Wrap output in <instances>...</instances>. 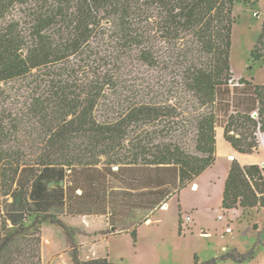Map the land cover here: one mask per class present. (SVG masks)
<instances>
[{
	"label": "trees",
	"instance_id": "16d2710c",
	"mask_svg": "<svg viewBox=\"0 0 264 264\" xmlns=\"http://www.w3.org/2000/svg\"><path fill=\"white\" fill-rule=\"evenodd\" d=\"M236 2L0 0V264H44L47 223L62 229L71 264H112L111 234L136 243L139 226L215 164L219 126L236 150L259 149L264 83L236 82L230 62ZM251 60L264 61V21ZM141 67L165 76L137 82ZM18 81L31 99L13 113L3 89ZM222 207L264 209V167L233 160ZM84 218L108 227L85 257L72 225Z\"/></svg>",
	"mask_w": 264,
	"mask_h": 264
},
{
	"label": "rangeland",
	"instance_id": "374dc122",
	"mask_svg": "<svg viewBox=\"0 0 264 264\" xmlns=\"http://www.w3.org/2000/svg\"><path fill=\"white\" fill-rule=\"evenodd\" d=\"M234 13L236 22L233 26L230 62L235 81L241 77H254L256 82H263L264 64H254L251 51L264 21V0H237ZM134 75L137 82L146 80L153 87L158 85L160 77L165 76L160 68L143 67L137 68ZM3 90L7 99L5 105L9 110L18 113L27 108L31 99V85L18 81L5 86ZM162 134L159 139L170 138L167 133ZM191 144L194 143L191 141ZM220 166L212 165L194 180L199 182L200 187L189 184L169 197L165 207L152 214L149 222L139 226L136 243L130 232L115 234L107 239L106 249L112 264H213L214 258L235 248L247 252L252 247H255L256 252L249 260L238 262L218 259L214 264H264V246L256 244L257 237L264 241V213L259 217L262 220L259 223L261 229L254 231L256 236L249 231L255 222L252 216L249 217L239 208L223 209L226 178L224 181L219 179ZM148 213L142 212V215ZM188 215L190 220L187 219ZM220 215L224 218H220ZM72 225L77 230L75 240L81 244L82 256L100 249L108 228L104 220L103 223H93L84 218ZM228 226L232 227V232L226 231ZM43 234L44 264H71L62 229L47 223Z\"/></svg>",
	"mask_w": 264,
	"mask_h": 264
},
{
	"label": "crops",
	"instance_id": "0c3cea01",
	"mask_svg": "<svg viewBox=\"0 0 264 264\" xmlns=\"http://www.w3.org/2000/svg\"><path fill=\"white\" fill-rule=\"evenodd\" d=\"M256 63L264 64V61L256 62ZM256 63H254V64H256ZM252 79L254 80V77ZM259 83H264V81L259 82ZM258 138H259V143H260L259 149L255 152H252V153H243V152L236 150L232 146V144L226 140V138L224 136V128L223 127L219 126L217 128V160H216L214 165H221L220 166L221 168L218 169V171L220 170L219 171V179H221V181L222 180L224 181L225 178L227 180V177H228L230 169H231L232 162L235 159L238 160L241 165L259 164L261 167H264V132H259ZM225 184H226V181H225ZM190 185L194 186V187L195 186L200 187V184L198 181H194ZM224 189H225V186H224ZM164 205L166 206L167 203H165ZM240 209H242V211L245 214H248L249 217L252 216L255 219V222L252 225V228H249V231H252L253 234L257 236V234H255L254 231H259V229H261V225H259V223L262 220H260L259 217L262 213H264V209L263 208H261V209H258V208L245 209V208L239 207V210ZM151 215L146 222H149ZM255 224L258 225L257 228H254ZM112 229H115V226H113ZM112 236H113V234H111L107 239H110V237H112ZM257 239H258V237H257ZM258 246H260V245H258Z\"/></svg>",
	"mask_w": 264,
	"mask_h": 264
},
{
	"label": "built area",
	"instance_id": "2783aa9c",
	"mask_svg": "<svg viewBox=\"0 0 264 264\" xmlns=\"http://www.w3.org/2000/svg\"><path fill=\"white\" fill-rule=\"evenodd\" d=\"M220 218H224V216H223V215H220ZM187 219H188V220H190V219H191V217L188 215V216H187ZM226 231H227V232H232V231H233V229H232V227H231V226H228V227L226 228Z\"/></svg>",
	"mask_w": 264,
	"mask_h": 264
},
{
	"label": "water",
	"instance_id": "95a60500",
	"mask_svg": "<svg viewBox=\"0 0 264 264\" xmlns=\"http://www.w3.org/2000/svg\"><path fill=\"white\" fill-rule=\"evenodd\" d=\"M255 116L257 115V112H255V114H254Z\"/></svg>",
	"mask_w": 264,
	"mask_h": 264
}]
</instances>
